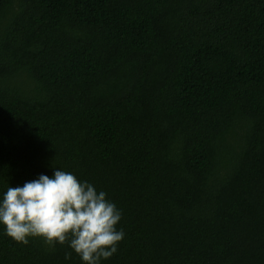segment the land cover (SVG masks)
<instances>
[{
  "label": "trees",
  "instance_id": "trees-1",
  "mask_svg": "<svg viewBox=\"0 0 264 264\" xmlns=\"http://www.w3.org/2000/svg\"><path fill=\"white\" fill-rule=\"evenodd\" d=\"M57 167L122 210L104 264H264V0H0V191Z\"/></svg>",
  "mask_w": 264,
  "mask_h": 264
},
{
  "label": "clouds",
  "instance_id": "clouds-1",
  "mask_svg": "<svg viewBox=\"0 0 264 264\" xmlns=\"http://www.w3.org/2000/svg\"><path fill=\"white\" fill-rule=\"evenodd\" d=\"M122 215L106 191L59 167L0 191L3 234L25 245L40 238L50 249L66 244L65 261L75 252L81 264H104L125 236Z\"/></svg>",
  "mask_w": 264,
  "mask_h": 264
}]
</instances>
